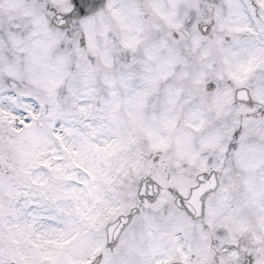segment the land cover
Returning <instances> with one entry per match:
<instances>
[{"label": "snow or ice", "instance_id": "snow-or-ice-1", "mask_svg": "<svg viewBox=\"0 0 264 264\" xmlns=\"http://www.w3.org/2000/svg\"><path fill=\"white\" fill-rule=\"evenodd\" d=\"M0 264H264V0H0Z\"/></svg>", "mask_w": 264, "mask_h": 264}]
</instances>
